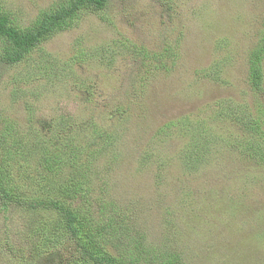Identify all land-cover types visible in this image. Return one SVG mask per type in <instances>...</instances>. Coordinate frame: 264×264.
I'll return each instance as SVG.
<instances>
[{
    "label": "trees",
    "instance_id": "1",
    "mask_svg": "<svg viewBox=\"0 0 264 264\" xmlns=\"http://www.w3.org/2000/svg\"><path fill=\"white\" fill-rule=\"evenodd\" d=\"M109 1L49 0L31 21L19 25L14 22L16 10L0 0V65L20 69L23 79L14 84L11 95L21 98L26 116L20 120L28 126L44 108V99L57 98L62 89L91 94L94 80L76 76V66L97 61L95 67L101 69L132 51L131 42L123 39L93 51L79 38L66 60L45 48L55 35L78 27L84 16L98 14ZM229 36L217 38L218 53L201 72L222 86L242 82L237 85L243 90L241 99L220 98L200 107L194 117L170 122L165 137L188 138L179 159L167 151H160L166 158L146 154L145 149L140 154L137 172L155 169L152 173L166 186L165 159L186 180L217 181L211 194H199L179 179L183 194L175 206L160 207L162 225L171 228L166 234L161 228L156 232L162 236L159 248L149 250L145 245L153 234L145 216L152 212L149 204L123 209L131 199L123 205L114 201L117 184L106 175L114 166L120 170V162L129 156L128 137L133 135L126 133L125 125L131 116L118 110L119 123L104 127L89 100L81 102V108L88 107L78 112L61 106L51 122L54 136L49 139L38 135L31 140L34 136L22 134L11 115L0 108V212L7 216L12 207H20L22 221L13 224L35 242L38 251L64 255L56 264H264V201L252 210L257 198L251 195L257 185L259 194L264 192V18L254 48L243 62ZM173 48L157 53L134 44L132 59L143 75L128 90L145 96L146 83L171 70L166 59L173 56ZM241 66L243 78L235 79L234 71ZM156 135L160 130L149 139L150 147L159 142ZM249 164L257 169L256 179L249 178ZM23 179L26 184L31 180L29 189ZM227 181L231 184L225 187ZM184 204L192 209L186 211Z\"/></svg>",
    "mask_w": 264,
    "mask_h": 264
},
{
    "label": "rangeland",
    "instance_id": "2",
    "mask_svg": "<svg viewBox=\"0 0 264 264\" xmlns=\"http://www.w3.org/2000/svg\"><path fill=\"white\" fill-rule=\"evenodd\" d=\"M3 1L12 11L16 10L17 19L14 22L19 25L27 24L39 8L49 4V0ZM101 16H105V20L101 19ZM263 18L264 0H110L103 11L96 15L84 16L78 27L55 35L45 44L46 50L53 56L66 60L72 55L79 38H84L86 45L92 46L89 50L93 51L107 48V45L118 39L129 40L132 51L127 52L125 58L115 59L105 66L102 64L101 69L95 67L97 61H88L87 64L74 68L79 78L94 80L95 94L93 91L91 95L86 91L72 90L70 87L62 89L59 94L57 92V98L44 99V108L35 114L34 123L28 126L20 120L26 116L21 98L11 95L16 89L14 84L23 79L19 74L20 69L0 65V108H3L6 116L11 115L16 128L22 134L29 138L34 136L31 140L38 135L45 139L54 136L51 122L57 112H61V106L78 112L88 107L81 108V102L89 100L92 102L89 107L95 108L102 125L107 128L119 123L121 116L118 110L128 112L131 117L125 125V130L133 135L128 137L129 156L120 162V170H116L117 166H114L106 175L111 182L117 184L112 192L114 201L123 205L131 199V203L123 206V209L149 204L152 212L149 211L145 216L153 234L145 245L149 250L159 248L162 236L156 232L161 228L163 234H166L171 228L167 224L162 225L164 219L160 207L163 206L162 203H168L166 208L175 206L178 195L183 194L182 186L178 185L179 179L183 180V185L189 186L199 194H211L213 188L217 189V181L205 183L206 179L203 177L197 178L195 182L190 178L186 180L175 169L170 159H165L163 163H169V166H164L162 170L169 181L166 186L165 182L162 183L155 173H152L155 169L137 172L141 168L139 163L143 158L141 151L145 149L146 154H161L164 158L165 155L160 151H167L179 159L188 138L165 137L170 122L185 115L194 117L200 107L220 98L232 96L241 99L243 90L237 85L242 82L236 81L234 86H222L212 82L201 69L210 66L218 53L215 49L217 38L224 35H230L234 40L238 58L243 62L247 53L254 48ZM134 44L156 50L157 53L160 49L174 46L173 56L166 59L167 64L172 67L171 70L146 83L147 92L142 98L138 97V93L133 89L128 90L131 84L137 85L143 75L142 68L137 70L132 59ZM243 74L242 66L234 71L235 79L243 78ZM143 106L145 107L142 108ZM135 111L137 112L134 113ZM158 130L160 135L156 136L159 142L150 147L149 139ZM156 158L154 156L153 161ZM251 165L247 166L249 178L256 179L257 169L255 166L250 167ZM23 182L28 189L32 185L30 179L27 184L24 179ZM228 184L231 182H225L224 186ZM257 186L251 194L257 198V201L252 202V210L257 208L259 201H264V192L259 194ZM185 191L187 188H184ZM184 205L187 206L186 211L192 209L187 204ZM22 218L23 210L20 207H12L7 216L0 212V264L58 263L59 259L63 258L60 256L64 255L56 256L53 252L38 251L34 247L35 242L24 237V233L13 224H19ZM181 223L179 221L178 225ZM205 228L210 229L212 226L205 224Z\"/></svg>",
    "mask_w": 264,
    "mask_h": 264
}]
</instances>
